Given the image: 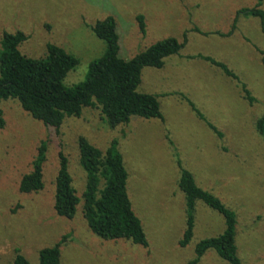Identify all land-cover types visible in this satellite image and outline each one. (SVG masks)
Segmentation results:
<instances>
[{
    "label": "rangeland",
    "instance_id": "obj_1",
    "mask_svg": "<svg viewBox=\"0 0 264 264\" xmlns=\"http://www.w3.org/2000/svg\"><path fill=\"white\" fill-rule=\"evenodd\" d=\"M260 0H0V52L4 32L26 33L20 50L31 58L47 55L49 44L80 60L65 80L68 87L85 81L91 62L105 42L93 32L99 20L114 17L120 58L130 60L158 41L188 42L163 69L145 68L138 91L158 97L165 122L134 117L129 125L110 128L97 110L68 118L60 131L34 120L18 101L1 104L6 127L0 129V264H13L20 250L32 264L39 251L68 235L63 264H188L198 243L223 233L224 218L197 205L192 242L180 247L186 227L184 194L178 187L181 159L198 185L228 204L238 215V254L242 264H264V140L255 126L264 115V32L260 18L237 14L256 9ZM264 10V0L259 8ZM143 15L146 34L137 17ZM236 22V29L232 32ZM232 32V33H231ZM210 56L229 66L256 99L243 98L236 82L220 69L189 56ZM179 94L188 97L224 133L220 140ZM101 150L119 141L129 172L128 191L149 240L145 249L131 242L103 240L83 215L86 172L80 164L79 138ZM171 140L173 144L170 143ZM43 141L48 142L44 189L19 191ZM69 161L73 187L80 198L68 220L54 210L59 152ZM179 155V157H178ZM200 264H228L209 251Z\"/></svg>",
    "mask_w": 264,
    "mask_h": 264
},
{
    "label": "trees",
    "instance_id": "obj_2",
    "mask_svg": "<svg viewBox=\"0 0 264 264\" xmlns=\"http://www.w3.org/2000/svg\"><path fill=\"white\" fill-rule=\"evenodd\" d=\"M262 1L260 0L256 9L240 10L237 19L240 15L260 18L264 32V10L259 9ZM237 19L232 32L236 29ZM137 22L140 32L145 35V17L139 15ZM92 30L105 42V52L91 62L85 81L71 87L65 85V80L79 66L80 60L77 57L61 47L49 44L45 57L31 58L20 50L30 38L26 33L4 32L0 52V106L8 100L18 101L34 120L55 131H60L66 119L81 118L85 109L99 111L103 121L112 129L129 125L134 117L164 123L165 117L158 97L138 91L142 84V73L149 67L163 69L167 58L180 55L188 42L187 34L183 41L173 37L164 39L134 58L124 60L120 58V37L114 17L97 21ZM260 55L264 65V53L260 52ZM186 58L200 59L220 69L237 83L243 98L250 105L256 102L247 85L227 64L204 55ZM179 95L188 103L196 117L223 140V131L206 118L188 97ZM4 127L6 120L0 108V129ZM255 129L264 140V115L257 120ZM78 144L80 164L87 176L83 215L90 231L103 240H124L148 249L147 234L130 199L129 172L119 150V141L114 140L106 150L97 148L84 137L79 138ZM48 147V142L43 141L38 148L32 171L24 175L20 182L19 191L22 194H37L44 189V165L47 162ZM59 161L54 210L59 217L72 220L81 200L73 187L68 158L62 151L59 152ZM178 167V187L184 194L186 212V227L179 242L180 247H187L194 238L199 202L220 214L225 221L223 233L198 243L196 257L188 264H200L211 250L228 264H242L236 242L239 225L237 213L222 199L200 187L181 159H178ZM68 237L66 235L58 243L41 249L38 264H63L62 247L67 243ZM13 264L32 263L17 249Z\"/></svg>",
    "mask_w": 264,
    "mask_h": 264
}]
</instances>
